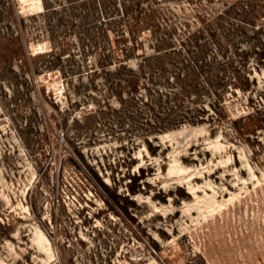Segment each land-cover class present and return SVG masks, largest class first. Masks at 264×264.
I'll list each match as a JSON object with an SVG mask.
<instances>
[{
	"label": "rangeland",
	"instance_id": "rangeland-1",
	"mask_svg": "<svg viewBox=\"0 0 264 264\" xmlns=\"http://www.w3.org/2000/svg\"><path fill=\"white\" fill-rule=\"evenodd\" d=\"M194 1L155 3L163 31L173 23L180 38L201 29L210 53L226 38L238 43L234 18L212 24L196 15L210 18L223 0ZM16 3L25 17L43 11L42 0ZM6 15L0 0V264H264L263 64L252 58L251 87L226 98L231 119L151 135L152 151L132 128V110L121 138L85 122L88 94L101 99L102 90L90 89V68L74 64L86 44L104 43L98 20L91 36L76 22L54 42L42 18L12 37ZM102 109L98 126L116 125V112L103 118ZM243 116L237 124L248 133L239 136L231 121Z\"/></svg>",
	"mask_w": 264,
	"mask_h": 264
},
{
	"label": "trees",
	"instance_id": "trees-1",
	"mask_svg": "<svg viewBox=\"0 0 264 264\" xmlns=\"http://www.w3.org/2000/svg\"><path fill=\"white\" fill-rule=\"evenodd\" d=\"M1 2L12 37L26 35L28 26L37 18H42L48 26L45 30L54 42L66 37L65 28L76 22L91 36L92 25L98 20L105 36L104 43L86 44L83 59L74 64L78 70L90 68L93 76L89 81L90 89L102 90L101 99L92 92L88 94L85 122L91 128L104 130V137L121 138V132L127 130V112L132 110V128L136 134L143 135L152 151L155 148L149 140L151 135L184 123L207 121L214 130L215 126L231 119L226 98H234L239 90L246 92L251 87L249 64L252 58L258 67L264 65V0H223V8L208 19L200 11L196 13L203 23L219 24L227 18L235 19L229 29L231 36L239 39L238 43H230L226 38L225 42L217 44L213 53L209 52L201 29L180 38L175 36L178 28L173 23L163 31L164 25L157 21L161 12L155 6L159 0H42V13L29 17L19 13L16 0ZM172 13L171 10L162 18L166 21ZM146 30L151 31L150 37L144 35ZM110 31L115 33L114 40ZM209 34L214 35L213 31ZM244 42L249 48L239 50ZM54 52L56 49L53 48L50 56H54ZM25 54L31 60L29 62L34 63L36 58L27 51ZM56 58L59 59V55ZM54 63L49 60L48 65L54 67ZM231 83L233 88L228 87ZM113 99L118 102V107H114ZM88 101L94 108H90ZM98 105L116 112V125L102 121L99 124H103L98 126L95 120ZM106 110L102 109L103 118H106ZM254 111L259 113L260 109ZM242 118L244 116L231 121L239 136L248 133V128L237 124ZM73 120L80 122L79 118ZM261 121L264 122V118ZM223 132L227 133L226 128ZM99 133H93L92 141L99 139ZM95 176L111 194L110 186L97 172ZM134 178L136 181L142 175ZM132 191L136 192L135 188Z\"/></svg>",
	"mask_w": 264,
	"mask_h": 264
}]
</instances>
